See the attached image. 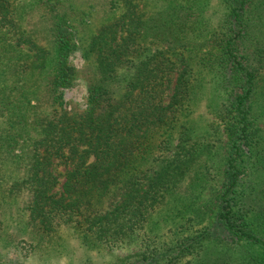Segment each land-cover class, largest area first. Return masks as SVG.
I'll return each instance as SVG.
<instances>
[{"label":"trees","instance_id":"16d2710c","mask_svg":"<svg viewBox=\"0 0 264 264\" xmlns=\"http://www.w3.org/2000/svg\"><path fill=\"white\" fill-rule=\"evenodd\" d=\"M78 1L112 13L85 46L94 63L82 71L83 109L67 108L63 95L81 71L69 60L76 49L70 3L41 0L35 18L22 23L15 0H0V159L16 147L25 159L7 187L19 197L24 220L16 231L0 217V239L9 245L26 240L38 252L71 231L87 247H114L137 234L171 194L185 190L191 171L213 174L207 157L213 139L179 122L194 107L192 79L205 70L222 96L215 115L223 135L217 139L225 144L221 183L210 208L203 207L213 211L212 222L173 243L79 264H264V178L258 187L251 178L264 164L253 114L264 39L248 15L252 0H224L220 28L203 48L193 35L191 4L173 7L170 38L164 28L152 31L134 0ZM153 35L161 45L150 51ZM215 236L241 246L239 253L211 254L205 244L214 246Z\"/></svg>","mask_w":264,"mask_h":264},{"label":"rangeland","instance_id":"374dc122","mask_svg":"<svg viewBox=\"0 0 264 264\" xmlns=\"http://www.w3.org/2000/svg\"><path fill=\"white\" fill-rule=\"evenodd\" d=\"M41 0H15L19 9V18L24 23L33 20L37 15L36 5ZM69 4V22L73 30L76 49L69 55V60L80 71L75 83L63 88L65 105L69 109H83L86 105V82L82 71L94 63L93 56L84 53L85 46L95 29L108 18L98 4L89 1L62 0ZM138 11L141 12L146 24L154 25L153 29L161 28L168 30L169 37L172 38L177 21V13L173 7L182 8L189 4L193 5L191 24L193 35L197 37L199 47L201 43L209 40L215 30L220 28L222 20L226 14V4L224 0H134ZM120 7L116 8L113 14L118 13ZM248 15L251 21L255 22V33L264 39V0H252ZM173 21V24L171 21ZM169 21V22H168ZM168 26V27H167ZM167 27V29H166ZM170 29V30H169ZM171 32V33H170ZM40 38V37H39ZM152 43L147 39V48L151 51L153 47L161 45L160 40L154 35L150 36ZM41 39V38H40ZM181 47V46H180ZM204 46L202 45L201 48ZM193 83L198 87L194 107L189 114L182 116L179 122L191 124L193 135L202 136L208 134L216 144L212 154H207L212 161V173L200 170L195 173L191 171L185 178V190L175 192L170 195L168 201L159 207L140 229L137 234L126 242L114 247H87L80 238L71 231L62 233L60 242L51 246L46 251H36L31 249L28 241L21 240L17 245H9L0 239V260L1 264H79L90 259L95 262H104L115 259L119 256L140 252L152 247L161 246L164 243H173L177 238L200 229L204 225L212 222L213 211H204L205 205L211 204V199L221 183V165L225 154V144L217 139L223 137L220 124L215 110L218 107L222 96L218 95L217 80L213 74L202 70L201 73L193 77ZM254 121L260 128L259 153L264 154V69L258 81L257 90L253 100ZM0 115V120H2ZM216 122L219 125L217 129ZM180 126L172 130L171 137L175 141ZM158 152H161L158 150ZM20 148L16 147L14 154L7 159H0V217L3 218L5 226L13 230H20L24 220L23 211L19 203V197L11 196L7 187L9 182L22 173L24 158L18 156ZM159 153H156L158 155ZM258 171H255L251 178L258 187L264 178V164ZM62 169L61 165H58ZM59 186V185H58ZM213 206V205H212ZM218 236L221 234H217ZM213 239V246L206 243L205 246L211 254L237 255L241 246L231 247L225 244L224 239ZM218 242V243H216ZM229 249V250H228ZM228 250V251H227ZM191 258L187 255L183 260ZM11 259L13 261H11Z\"/></svg>","mask_w":264,"mask_h":264}]
</instances>
